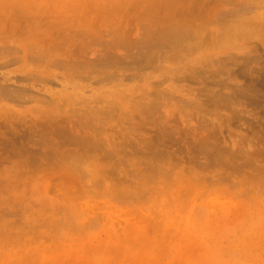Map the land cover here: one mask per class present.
<instances>
[{
  "label": "rangeland",
  "instance_id": "obj_1",
  "mask_svg": "<svg viewBox=\"0 0 264 264\" xmlns=\"http://www.w3.org/2000/svg\"><path fill=\"white\" fill-rule=\"evenodd\" d=\"M0 264H264V0H0Z\"/></svg>",
  "mask_w": 264,
  "mask_h": 264
}]
</instances>
